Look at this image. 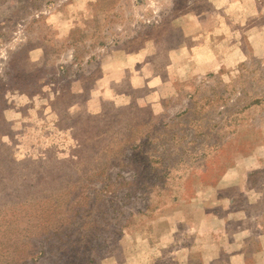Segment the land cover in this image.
<instances>
[{"label":"rangeland","instance_id":"374dc122","mask_svg":"<svg viewBox=\"0 0 264 264\" xmlns=\"http://www.w3.org/2000/svg\"><path fill=\"white\" fill-rule=\"evenodd\" d=\"M0 264H264V0H0Z\"/></svg>","mask_w":264,"mask_h":264}]
</instances>
